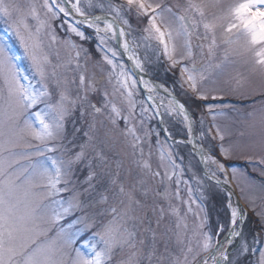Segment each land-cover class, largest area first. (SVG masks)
<instances>
[{
  "label": "snow or ice",
  "instance_id": "1",
  "mask_svg": "<svg viewBox=\"0 0 264 264\" xmlns=\"http://www.w3.org/2000/svg\"><path fill=\"white\" fill-rule=\"evenodd\" d=\"M86 3L88 9L98 7L101 14L87 11L82 0H42L39 5L30 0L24 7L15 0H0V20L7 31L14 34L28 63L27 68L22 67L15 45L8 38L0 37V264H144L145 260L147 264H241L242 257L257 252L256 264H264V247H257L264 241L260 233L254 234L251 242L245 237L242 226L248 215L239 202L232 203V193L224 205L226 223H218L214 231H205L208 217L206 213L201 216L204 208L194 197L190 181L181 180L175 171L181 166L174 159L171 145L166 146L170 138L167 129L164 130L165 143L156 140L160 160L156 170L145 159L144 151L147 138L148 156H151L152 130L144 129L145 119L150 118L151 112V116L162 120V108L169 117L181 119L186 126L187 142L193 144L194 120L186 104L174 95L178 87L185 96L203 103L199 114L202 127L205 114L211 117V127L207 132L201 131V139H207L215 129L212 139L220 140L219 156L224 160L229 158L230 149L225 147V136L216 123L217 116L224 112L216 104L218 96L215 93L229 83L219 78L224 67L232 63L229 58L249 51L256 57L251 72L258 73L264 80V0H234L227 5L223 0H187L184 4H173L169 0H123V3L86 0ZM61 14L64 18H78L74 23L68 19L61 23L67 24V32L81 40L85 39V33L80 25L95 33L100 58L108 67V82L113 85L112 96L104 91L102 102L89 100V93L97 91V84L81 71L89 56L86 50L75 51L74 57L56 64L50 58L49 49L59 39L54 25ZM133 32L137 35L133 36ZM112 41H116L115 47ZM63 43L71 49L78 48L71 39ZM141 48L151 49L157 60L162 55L173 74L178 73L171 90L141 77L140 84L147 91L151 104L136 100L137 80L121 59L127 56L133 67L143 73L145 65L138 53ZM195 49H199V63ZM81 51L85 54V65L80 63ZM56 55L59 59V52ZM67 73H73L71 79ZM209 83L214 85L211 90L207 87ZM70 86H75V96ZM157 89L164 91L167 103L163 99L159 104L155 102L153 93ZM117 93L121 103L126 105L127 114L114 100ZM77 109L81 118L85 115L92 118L84 132L85 141L78 145L79 150H75L76 145L73 148L65 146L67 122ZM137 115L143 136L131 123ZM97 116L104 118L99 121L101 128L105 127V121L112 125V130L119 121L124 123L122 135L128 139L132 163L139 169L138 172L128 170L127 188L121 179L124 161L110 159L105 152L114 140L112 130L100 136ZM246 116L245 127L254 134L258 124L264 145V101L258 119L256 110ZM72 122L75 126V120ZM182 142L174 141L176 144ZM199 155L206 166L209 163L215 166V171L206 173L208 178L219 183V172L227 183L226 164L214 154L205 155L203 148L199 149ZM85 161L88 175L84 181H78L74 179L76 168ZM166 165L173 171L169 172ZM231 172L232 179L237 180V169L233 167ZM173 177H176L174 193L160 192L151 186L150 181L158 178L163 187L165 180L171 181ZM85 183L88 187L79 190ZM182 183L188 185L189 199L182 202L194 218L192 228L189 234L188 223L177 222L176 228L184 230L174 233L178 248L173 249L164 234L160 238L163 251L159 252L155 231L148 229L152 231L151 245L138 239V225L143 221L138 210L151 207L153 213H159V224L165 208L155 203L149 205V194L154 192L162 199L174 195L180 199ZM96 187H104V192L98 194L99 200L85 204L84 196L90 195ZM243 192L241 188L242 198ZM105 193L111 194L113 203H109V195ZM65 194H69L67 199ZM247 202L264 221V211L257 212L251 200ZM97 203L102 205L99 212L89 215L88 209ZM193 204L198 210L192 208ZM167 210L179 217L171 203ZM76 211L83 215L66 227L60 225L65 217ZM73 225L80 227L69 231ZM261 233H264V223Z\"/></svg>",
  "mask_w": 264,
  "mask_h": 264
},
{
  "label": "rangeland",
  "instance_id": "2",
  "mask_svg": "<svg viewBox=\"0 0 264 264\" xmlns=\"http://www.w3.org/2000/svg\"><path fill=\"white\" fill-rule=\"evenodd\" d=\"M16 3L21 5L22 7L26 6L30 0H15ZM31 2H35L37 5L42 3V0H31ZM97 0H94V3ZM113 2L123 3V0H113ZM170 3H181L184 4L187 0H169ZM234 2V0H223L225 5ZM82 5L86 8L87 11L92 14L95 12H101L98 7H93L91 9L87 8L86 0H82ZM42 18L43 13L41 12ZM65 19L61 14V17L55 21L56 34L58 36V41L55 46H53L50 51V58L53 61V64L58 62H63L75 56V51L78 50H86L89 54L87 59V64L85 67L81 68V71L85 72L86 77L94 79L97 84V91L89 93V100L91 102H102V93L107 91L110 97L113 94V85L108 82L107 72L108 67L101 60V53L97 50V39L92 40L89 38L88 34L85 31L87 28L84 25H80V28L85 33V39L81 40L79 37H76L73 33L67 32V24H62V20ZM69 20V19H68ZM70 22H73L69 20ZM34 24L35 21H29ZM74 23V22H73ZM133 27H136V20L132 18ZM143 25H141L142 27ZM0 37H6L15 45L18 55L21 57V65L24 68L28 67V63L26 58L23 56V50L20 48L18 41L16 40L14 34L11 31H7L6 25L3 20H0ZM92 31V29H91ZM94 33V31H92ZM95 35V33H94ZM137 35L136 32H133V36ZM71 39L75 44L78 45L77 49H71L67 47L63 41ZM131 40L132 37L130 36ZM47 43V41H46ZM155 41L153 44L155 45ZM112 46L115 47L114 41L111 42ZM59 52V59L57 58L56 53ZM196 60L199 63L201 57L199 55V49H195ZM138 53L141 59L144 61L145 72H147L152 78L157 80L159 83L166 85L169 90L173 87V82L177 79L178 73L173 74V71L169 69L167 61L161 57L157 60L156 55L151 49L145 50L141 48L138 50ZM123 60V58L121 57ZM232 63L226 65L223 69V74L219 77L221 80H227L229 83L227 85H223L218 89L215 93L218 96L216 104L222 108L224 115L217 116L216 123L219 125L222 134L225 136L224 145L226 148L230 149V156L227 160H224L223 157L219 156V144L220 140L218 138L212 139L215 136V129H212L211 136L207 139H201L200 133L201 131L207 132V130L211 127V117L205 114L204 119L205 123L203 127L199 123V114L203 108V103L196 101L194 98L190 99L188 96H185L181 93L180 89L177 87L176 89L182 95L180 97L184 102L185 100L189 102L188 104L193 108L194 111V124L197 133V137L199 142L211 153L216 155L223 163L226 164V171L229 175L231 182L233 183L236 191L239 194V197L243 203V209L248 215L247 220L244 222L242 226V230L245 234V237L248 238L249 242H251V238L254 234L260 233L262 241H264V233H261V224L264 223L262 219L253 212L252 208L248 204V200L255 205L256 211H264V188L261 185H264V145L261 144L260 140V128L257 124V128L255 129V133L253 134L252 130L245 127L244 121L248 118L246 113L256 110L257 119L259 116V109L261 106V102L264 101V80L261 79L258 73L251 72V69L254 67V61L256 59L253 52L249 51L244 53L242 56H233L229 58ZM124 62V60H123ZM80 63L85 65V54L84 51H81ZM125 63V62H124ZM125 66L127 67L126 63ZM128 68V67H127ZM63 72V69H60ZM69 79H71L73 73H67ZM237 81L240 83L237 84ZM77 83H78V75H77ZM72 87V95L75 96L76 88ZM208 89L211 90L214 85L209 83L207 85ZM155 97L159 100L163 99L165 103H167V97L155 92ZM136 100L144 101L146 104H150L147 99L142 97L141 92L138 89L137 85V94ZM212 93L210 91L209 100L211 101ZM117 106L121 109H125L124 114L126 112V105L122 104L120 101L119 94L117 93L114 97ZM99 106V105H98ZM87 111H90L88 109ZM163 114V122L164 126L167 129V133L170 137L174 138V141H183L182 143L176 144L174 141L167 140L166 146L171 145V151L174 153V159L176 163L180 165V168L175 169L177 173L180 174L181 180L190 181V186L193 189L194 197L198 199V202L202 204L204 208V213H201L203 216L205 213L208 217V225L205 231L212 230L214 231L216 225L220 222L227 221V212L224 207L227 202V197L223 189H221L215 183L209 181L202 173V170L199 166L196 158L190 154H192L189 150V147L185 140H187V131L186 126L181 123L180 118L169 117L164 109H160ZM150 118L145 119L144 129H151V156H148L149 146L148 139L145 138L144 143V151H145V159H148L152 165L153 170L157 169V166L160 164L159 160V152L156 148V140L159 139L162 143H165V136L162 133L160 126L157 123L156 117L151 116V112L148 114ZM104 119L102 116H97V128L98 134L103 136L104 132L107 130H112V125L108 124L105 121V127L101 128L99 121ZM73 120H75V126L73 125ZM92 118L88 115H85L83 118L80 117L79 109H77L75 115L72 119L67 122V135L65 138V146L67 148H73V145H76L75 150H79L78 145L83 143L86 139L84 137V132L88 130L89 124L91 123ZM139 115L131 119V123L137 128L138 134H144L143 130H141L140 125L138 124ZM79 128L80 131L76 132L75 129ZM124 128L123 121H119L117 127L111 131V135L114 137L113 141H110L111 147L105 148L106 154L110 159H122L124 161L123 169L121 170V179L127 188L129 185L128 180V170L131 169L133 172H138L139 169L135 167L132 163L131 149L127 146L128 139L122 135V130ZM75 133V134H74ZM157 133L159 135L157 136ZM243 133V135H242ZM125 153L127 155H125ZM167 170L169 172L173 171V169L167 166ZM237 169V180L232 179V168ZM161 172L164 171V168L159 169ZM89 169L87 168V161L84 164L79 165L76 168V177L78 181H84L85 177L88 175ZM115 172V168L112 169ZM212 171V168H210ZM223 174L217 172V176L222 177ZM176 177H173L171 181L165 180L164 186H160V181L157 178L156 180L150 181L151 186L154 190H158L160 192L168 191L169 193H174L176 190ZM200 181V183H197ZM94 184H97L98 181H93ZM239 184V186H238ZM88 187V185L81 184L79 186V190L82 191L83 188ZM188 185L181 184L180 185V199H176L174 195H172L169 199H162L159 196H156L153 193L149 194L147 203L149 205L155 203L156 205H162L165 208V213L162 219H159V224L157 223L159 213H153L151 207L145 209H139L138 213L143 216L142 223H139V236L138 239H144L146 245H151L152 242V231H155L157 237V248L159 252L163 251V241L160 239L162 235L166 234L170 240L171 246L173 249H177L178 245L176 244V236L174 233L180 231L183 233V228L181 227L179 230L176 228L177 222L183 224L184 222L189 225V234L193 224V216L190 213H187V205H185L182 201L189 199L187 194ZM241 188L244 189L243 198L241 194ZM104 192V187H96L95 191L91 192L90 195L84 196V203L88 204L90 200H99V193ZM109 195V203H113L111 194L105 193ZM69 194H65V199L68 198ZM171 203L173 207H175L179 212V217L168 212V204ZM207 205V209H206ZM102 205L95 204L94 207L89 208V215L93 213L99 212ZM194 210H198L195 204L192 205ZM208 210V211H207ZM209 213V216H208ZM83 212L76 211L69 216L65 217L64 220L60 222L61 226L66 227L69 224H72V221L77 217L82 216ZM185 218V219H180ZM77 227L80 225H73L69 231H75ZM222 237V236H221ZM220 237V238H221ZM84 239H87V235H85ZM215 240L216 237L214 236ZM193 244L195 242L193 241ZM239 244V241L236 242ZM257 247H264V243L257 245ZM259 257V252L255 255H247L241 258V264H256ZM144 264H147V261H144Z\"/></svg>",
  "mask_w": 264,
  "mask_h": 264
},
{
  "label": "water",
  "instance_id": "3",
  "mask_svg": "<svg viewBox=\"0 0 264 264\" xmlns=\"http://www.w3.org/2000/svg\"><path fill=\"white\" fill-rule=\"evenodd\" d=\"M99 14H101V12L95 13L94 15H99ZM72 18H74V19H78V18H76V17H74V16H73ZM114 44H115V46H116V41H114ZM120 51L122 52V50H120ZM122 58L124 59L125 63H126L127 66L129 67V69L134 73V75H135V79L137 80V83H138V86L140 87V89H141L142 91H144V87H143L142 84H140V79H141V77L147 78L148 80L153 81V82H154L155 84H157V85H161L159 82H157L156 80H154L153 78H151L146 72L141 73L139 70L135 69V68L133 67V65H132V62L128 59V57H126V56H122ZM156 92H158V93H160V94L166 96L165 93H164V91H163L162 89H157ZM174 95H175V94H174ZM176 97H177L178 99H180L178 96H176ZM180 100H181V99H180ZM181 101H182V100H181ZM182 102H183V101H182ZM186 106H187V105H186ZM188 110H189V108H188ZM189 114L192 116L190 110H189ZM158 121H159V124H160L161 131H162V133L165 135V131H164V130H165V126H164L163 120H161V118L158 117ZM193 128H194V130H195V134H194V137H193V144H189V143L187 142V140H185V142H186L187 145L189 146V149H190L191 153H192V154L195 156V158L197 159V161H198V163H199V166H200V168H201V170H202L203 175H204L209 181H211V182L216 183L217 185H219L220 188L223 189V190L225 191L227 197H228L229 193H232L233 195H232L231 199L233 200L234 204H236L237 202H239L240 207H241V208H244V207H243V203H242V201L240 200L239 195H238V193H237V191H236V188H235L234 185L232 184V182H231V180H230L228 174H227V176H228V181H227V183H224V176H223V177H219V176H217V177L219 178V183H218L217 180L209 179L208 176L206 175V173H210V172H208V171L204 168L203 162H202L201 159H200L199 149H198V144H197V134H196V129H195V125H194V123H193ZM169 139H170V140H175L174 138H171V137H170ZM220 239L223 240V236H222Z\"/></svg>",
  "mask_w": 264,
  "mask_h": 264
},
{
  "label": "bare ground",
  "instance_id": "4",
  "mask_svg": "<svg viewBox=\"0 0 264 264\" xmlns=\"http://www.w3.org/2000/svg\"><path fill=\"white\" fill-rule=\"evenodd\" d=\"M77 18V17H76ZM102 26V25H101ZM127 57V56H126ZM143 79H146V80H148L147 78H144L143 77ZM144 87V86H143ZM144 90H145V88H144ZM145 92H146V95H148L147 94V91L145 90ZM153 95H154V93H153ZM154 97H155V95H154ZM160 101L161 100H159L158 98H156L155 97V102L157 103V104H159L160 103ZM151 102V101H150ZM197 144H198V149H200V148H203V150H204V154L205 155H208L210 152L199 142V140L197 139ZM203 165H204V168L208 171V172H211L210 171V168H212V171H215V166L214 165H211L210 163L206 166L204 163H203ZM232 203L234 204V202H233V200H232ZM235 205V204H234Z\"/></svg>",
  "mask_w": 264,
  "mask_h": 264
},
{
  "label": "trees",
  "instance_id": "5",
  "mask_svg": "<svg viewBox=\"0 0 264 264\" xmlns=\"http://www.w3.org/2000/svg\"><path fill=\"white\" fill-rule=\"evenodd\" d=\"M86 33L88 34L89 38H91L92 40L96 39V36L94 35V33L88 29H86ZM176 94L179 95L180 97H182V95L178 92V90L176 89ZM185 103L187 104V106L189 107V109L191 110L192 114L194 113L193 108L188 104L189 102H187L185 100ZM194 115V114H193ZM190 156L192 157V154H190Z\"/></svg>",
  "mask_w": 264,
  "mask_h": 264
}]
</instances>
